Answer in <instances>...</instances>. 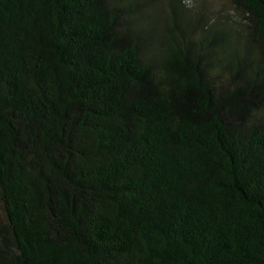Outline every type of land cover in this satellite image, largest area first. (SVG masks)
Wrapping results in <instances>:
<instances>
[{
    "label": "trees",
    "instance_id": "trees-1",
    "mask_svg": "<svg viewBox=\"0 0 264 264\" xmlns=\"http://www.w3.org/2000/svg\"><path fill=\"white\" fill-rule=\"evenodd\" d=\"M227 1L0 0V264H264V0Z\"/></svg>",
    "mask_w": 264,
    "mask_h": 264
},
{
    "label": "rangeland",
    "instance_id": "rangeland-1",
    "mask_svg": "<svg viewBox=\"0 0 264 264\" xmlns=\"http://www.w3.org/2000/svg\"><path fill=\"white\" fill-rule=\"evenodd\" d=\"M121 2L134 9H145L151 17H139L140 20H154L155 22L163 23L167 20L169 13L170 0H121ZM182 8L177 12L176 18L179 25L187 30L194 29L195 25L203 23L205 19H212V22L218 21L224 24L222 17H216L217 14L229 12L231 10L230 3L227 0H181ZM199 11V12H196ZM210 16V17H209ZM198 26L194 29L193 36H198ZM217 67H214V70ZM2 218V210L0 208V219Z\"/></svg>",
    "mask_w": 264,
    "mask_h": 264
}]
</instances>
